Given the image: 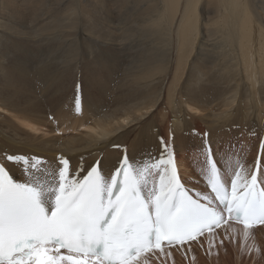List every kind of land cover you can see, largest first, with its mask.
<instances>
[{
  "label": "bare ground",
  "instance_id": "6f19581e",
  "mask_svg": "<svg viewBox=\"0 0 264 264\" xmlns=\"http://www.w3.org/2000/svg\"><path fill=\"white\" fill-rule=\"evenodd\" d=\"M89 1L88 4L83 3L84 0H70L71 4L68 3L65 9L60 8L61 18L65 20L60 26L59 21L55 23L49 13L44 11L45 8L42 12L40 11L39 3L43 6L42 2L45 3L47 0H0V108L16 118L18 126L13 121L12 125L15 129H19L20 126L28 127V123L41 122L53 132V136L58 137L60 131L53 126L54 121L50 118L67 103L75 104L76 101L83 104L82 111L86 116L84 122L89 121L91 125L92 134L72 137L66 141L67 144L63 142L45 144L44 139L49 137L33 135L37 131L34 127H32L34 130L32 134L18 132L21 138L36 137L30 148V156L46 159L47 168L50 167L48 172L58 173L62 158L69 161L70 171L80 176H83L96 162H99L102 172L107 176L114 172L125 156L135 162L137 167L146 163L143 156L138 157L139 162L125 152L118 156L115 153L118 140L107 141V139L113 137L117 125L128 126L133 122H142L141 118L151 109L145 112L144 108L151 106L154 102V94H149L147 89L153 85L159 90L168 78L171 46L175 36L179 56L176 62H180L183 66L184 59L188 60L191 56H185V54L193 51L199 41V29L202 24L204 40L198 55L201 64L210 63L211 66L206 70L201 67L195 70L190 91L196 103L195 108L202 112V108L206 111V107L202 105L204 103L212 107L221 102L232 104L234 100L239 99L240 94H242L240 102L245 104L249 96L254 93L256 101L252 105L253 108L251 107L252 112L261 116L264 110L262 107L264 106V0H185L182 12L184 0ZM65 4L63 2V5ZM86 5L93 10V14L87 16L91 18V23L86 22L84 30L77 32L75 27L78 28L80 25L70 26L69 24L74 19L76 23H80L78 15L87 12L84 8ZM115 10L122 33L110 38L106 32L98 28L97 23H102ZM38 11L43 18L41 22L45 23L40 30L48 31L49 28H55L54 32H58V25V34L64 36H36L38 32H41L40 30L25 29L24 26H20L25 23L24 19L30 22L32 17H37ZM67 12L69 15L66 14ZM13 18L17 21L13 22ZM50 21L54 23L53 27H49ZM177 24L178 30L175 35ZM18 27L23 33L18 31ZM30 32L33 36H28ZM128 32L131 33V38L135 37L137 46L132 43L127 44L124 37ZM6 33L24 34L21 36L24 40H19L15 36H6ZM84 34L86 36H82ZM10 41L14 43V47L19 46L23 50L27 48L22 47L19 42L26 45L45 44L42 46H45L46 50H38L41 63L30 66L24 63L11 65L14 63L13 56L20 49L12 54V50L5 43ZM80 52L84 56L93 55L90 67L81 72L79 68L75 69L76 74L74 69H65L58 81L52 84V77L59 70L61 62L71 67L72 65L68 62H76ZM122 55L123 57L125 55L127 59L126 71L123 68L124 71L120 69L117 63L125 62L124 58L120 60ZM243 61L250 64L244 67L245 69L248 67L247 70L242 68ZM97 62L99 69L96 68ZM44 63L47 64L43 65ZM75 65H78V62ZM181 70L182 67L178 68L175 74L176 83L177 75ZM217 71H222V74L215 75ZM75 77L84 79L80 94L77 96L73 92H68L70 79L74 81ZM201 78H204L205 84L202 83ZM46 85L49 88H59L63 93L62 98L54 100ZM135 86L140 87L139 92L109 94L112 88L133 89ZM242 110L245 109L240 107L237 111ZM57 116L58 114L55 118ZM147 124L149 126L151 122L148 120ZM15 129L8 128L5 136L11 137L6 141L16 145V140L12 138ZM151 131L155 134L153 128ZM3 132L0 125V138H2L0 141L4 140L1 135ZM147 132L145 129L141 134H147ZM137 145L141 146L139 142ZM1 146H3L2 143H0V149ZM133 153L137 151L134 150ZM85 160H87L86 163H84ZM255 160L256 156L253 161V170L250 175H247L249 178L257 163ZM217 164L225 182L223 168L218 162ZM178 168L181 171L179 164ZM262 173L263 168L261 175ZM17 179L22 180L21 176ZM43 180L47 182L53 178L43 176ZM205 196L208 194H204L203 197ZM213 206H216L215 202ZM200 238L175 247L181 250L183 246L185 248L186 245L189 246ZM165 248L167 247H164L163 251ZM157 252L161 253L158 249ZM149 253L139 257L138 260Z\"/></svg>",
  "mask_w": 264,
  "mask_h": 264
},
{
  "label": "snow or ice",
  "instance_id": "6c2138e0",
  "mask_svg": "<svg viewBox=\"0 0 264 264\" xmlns=\"http://www.w3.org/2000/svg\"><path fill=\"white\" fill-rule=\"evenodd\" d=\"M208 152L211 195L203 203L180 182L171 150L140 167L125 156L107 176L99 162L80 176L64 158L50 173L41 157L7 155L26 179L0 163V264H134L153 249L163 252L164 242L195 240L233 216L246 229L264 224L257 175L249 179L241 168L229 189Z\"/></svg>",
  "mask_w": 264,
  "mask_h": 264
},
{
  "label": "rangeland",
  "instance_id": "374dc122",
  "mask_svg": "<svg viewBox=\"0 0 264 264\" xmlns=\"http://www.w3.org/2000/svg\"><path fill=\"white\" fill-rule=\"evenodd\" d=\"M53 1H55L54 4ZM62 1L66 4L63 5ZM62 1L47 0L45 3L42 2L44 4L43 6L39 3V5H41L39 7L40 11L42 12L45 8L46 10L44 9V11L49 13V16L55 21V23L59 21L60 26H62L61 23L64 24L65 20L61 18L59 11L63 8L65 9L71 4L69 2L70 0ZM83 3L89 4L90 1L84 0ZM184 4L185 0L181 12L183 11ZM84 8L87 12L83 15H78L80 23H76L74 19L69 24L70 26H76L77 24L80 25L81 27H75L77 32L84 30L83 27L85 28L86 22L91 23V18L87 16L92 15L93 10H90L87 5ZM98 9L97 11H99ZM40 11H38L39 13L37 17H32L30 22L27 21L28 19H24L25 23L20 26H24L25 29L32 28V30L34 29L37 31L42 29V27L45 26V23L41 22L43 18L40 17ZM66 14L69 15L68 12ZM16 21L17 19L13 18V22ZM50 22L51 24L49 27H53L54 23L52 21ZM97 24L98 28L106 32V35L110 36V38L112 36H119L122 33L120 29L121 27L117 22L116 10L102 23L98 22ZM202 25H200L199 29V41L196 43V46H194L193 51H188L185 54V56H191L188 60L184 59L183 66L180 62H176L179 56L178 42L177 37L175 36V40L171 46L168 78L159 90L153 85L147 89L149 94H154V102L151 106L144 108L145 112L147 109H151L148 114H145L141 118L142 122H133L128 126H124V124L117 125L113 137L107 139V141L117 139L118 143L115 153H117L118 156L123 152L128 153L136 162H139V156H143L146 163H150L152 160L161 156L167 159L168 150H171L174 154L175 163L177 166L179 164V167L181 168L180 173L185 184L194 195L206 202L203 197L204 194L211 195L208 191L207 183H205V181L208 180L209 175V149L211 150L212 158L221 164L225 183L230 187L231 179L234 178L233 176L235 172L240 171L241 168L246 175L251 174L254 165L253 161L255 156L256 160H258L260 154L259 149L262 144L261 163L263 173L261 177L264 183V110L262 111L261 116L257 113L253 114L252 105L256 101L254 93L249 96L247 103L245 104L244 102H240L242 96V94H240L239 99L234 100L232 104L221 102L212 107L210 104L204 103L202 105L203 107H206V111L202 108V112H199V109L195 108L196 103L192 99V95H190L195 70L199 67L206 70V68L211 66L210 63L201 64L198 55L201 52L200 46L204 40L201 29ZM58 28L59 26L57 25L58 32L55 31L56 33L54 32L55 28H49L48 31L40 30L41 32H38L36 36H64L58 34ZM177 30L178 24L175 27V35ZM18 31L22 32L19 27ZM10 34L6 33V36H15L19 40H24V37H21L24 36V34ZM28 36H33V34L30 32V35ZM82 36L86 35L84 34ZM130 36V32L125 34L124 39L128 42L127 44L132 43L137 46L135 37L133 36L131 38ZM230 37L236 38L237 36ZM8 38L12 40V38ZM5 43L9 46L10 50H12V54L20 49L19 46L14 47L12 41ZM19 44L22 47H26L27 50L20 49L18 53L13 56L14 63L11 65L16 66V64L24 63L30 66L41 63L38 50H46L45 46H42L45 44L26 45L20 42ZM120 58V60L124 58L123 60L125 62L118 61L117 63L120 65V69L123 68L126 71L127 59L125 55L124 57L123 55L120 56ZM92 59L93 55L84 56L83 53L80 52L79 58L76 62H68L69 65H72L71 67L66 66L64 62H61L60 68L55 76L52 77L51 83L55 84L65 69H74V74H76L75 69L79 68L80 72L87 69L90 67ZM77 62L78 65H75ZM46 64L47 63H44L43 65ZM246 65L249 66L250 64L247 61H243L242 68L244 70L248 69V67L246 69L244 68ZM180 67H182V70L179 74L177 73L176 83L175 74ZM96 68L99 69L98 62L96 63ZM221 74L222 71H217L215 73V75ZM201 81L203 84L206 83L204 78H201ZM83 82L84 79L81 77H75L74 81L70 79L68 92H73L77 96L80 94ZM46 87L50 89L54 100L62 98L63 93L59 88H49L47 85ZM139 88V86H135L133 89H127L126 87L121 89L112 88L109 91V94L114 95L116 93L123 94L126 92H139ZM82 107L83 104L79 103V110L77 109V101L75 104L67 103L59 112L54 113L55 116L50 118L54 121V124L52 123L53 126L55 128L57 127L58 131H60L57 135L58 137L53 136V132L48 130L41 122L28 123V127L19 125L20 128L15 129L14 125H12V121L14 123L16 122L15 124L18 126L19 123L15 120L16 118H13L11 114L10 116L6 111H3L0 108V125L4 130L3 134H1L4 140L0 141V143L3 144L0 149V163H4L5 167L11 170V174L14 178L17 179L21 176V179L23 180L26 179V177L21 170V166L6 161L5 157L10 154L30 156V148L33 145V139L36 138L35 136H48V139H44L45 144H56L59 142L67 144L66 141L72 137L77 138L81 135L88 136L92 134L90 122H84L86 116L82 111ZM240 107L245 110L238 112L237 110ZM262 107L264 109L263 105ZM57 114L58 116L55 118ZM148 120L151 122L149 126L147 124ZM32 127L37 129L35 133L33 132L34 130ZM8 128L15 129V134L12 138L16 140V145L6 141L11 138L5 136V132ZM152 128L154 129L155 134L152 133ZM145 129L148 131L147 134H141ZM18 132L34 133L33 135L35 136L32 138H21ZM138 142L141 146L137 145ZM134 150H136L137 153H133ZM42 159L46 161V164L41 165V167L48 172V169H50V167L47 168L48 161L44 158ZM86 161L87 160H85L84 163H86ZM220 161L223 164L220 163ZM37 174L39 175L40 173ZM134 264H264V225L255 229H245L244 226L227 222L209 234L203 235L199 241H195L189 246L186 245L185 248L183 246V249L181 250L177 247H167L161 253L156 250L155 252L146 255L143 259L135 261Z\"/></svg>",
  "mask_w": 264,
  "mask_h": 264
}]
</instances>
